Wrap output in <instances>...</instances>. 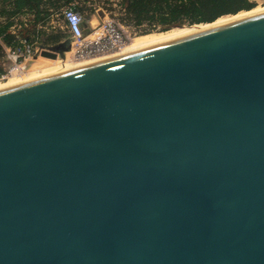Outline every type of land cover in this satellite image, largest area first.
<instances>
[{
  "label": "water",
  "instance_id": "1",
  "mask_svg": "<svg viewBox=\"0 0 264 264\" xmlns=\"http://www.w3.org/2000/svg\"><path fill=\"white\" fill-rule=\"evenodd\" d=\"M0 264H264V12L0 89Z\"/></svg>",
  "mask_w": 264,
  "mask_h": 264
},
{
  "label": "trees",
  "instance_id": "2",
  "mask_svg": "<svg viewBox=\"0 0 264 264\" xmlns=\"http://www.w3.org/2000/svg\"><path fill=\"white\" fill-rule=\"evenodd\" d=\"M119 7L120 23L139 30L143 34L155 30L167 31L175 25L195 26L210 25L226 16H235L250 12L255 8L250 0H107ZM113 1H118L113 3ZM89 0H0V57L5 48H15L20 42L30 43L29 34H13L14 20L19 16L33 17V36L31 44L38 38L40 32L37 25L49 19L50 10L73 6L79 13L93 15L97 9L87 7ZM76 5V6H75ZM104 8V7H103ZM72 9V8H71ZM111 9V8H110ZM104 10L112 12V10ZM42 33V32H41ZM43 36V34H42ZM19 40H18V39ZM43 46L60 44L59 36H48ZM3 70L0 66V77Z\"/></svg>",
  "mask_w": 264,
  "mask_h": 264
},
{
  "label": "rangeland",
  "instance_id": "3",
  "mask_svg": "<svg viewBox=\"0 0 264 264\" xmlns=\"http://www.w3.org/2000/svg\"><path fill=\"white\" fill-rule=\"evenodd\" d=\"M83 0H81L82 2ZM253 4H255V8L250 12H243L235 16H226L218 21L222 23H226L232 21L234 17L242 15L244 17L249 13H258L264 11V0H250ZM118 1H113V3H117ZM89 5L87 7H94L100 8L97 9L93 15H89L88 13H79L75 11L73 6L69 7H62L58 8V10L51 9L50 10V17L46 20L45 23H40L37 25L36 30L39 33L38 38L35 40L37 41L38 51L34 55L37 56L36 59L31 61V40L33 39V17L30 15L27 16H19L15 18V28L12 29L13 34L18 35L21 33L22 35L29 34L30 43H25L23 41L20 42V45L16 46L15 48H11L12 52L14 51L19 58L14 63L13 60H10L6 57L5 51L2 57H0V66L3 70V74L0 77V87L15 83L20 84L23 82H28L31 80H35L38 78H42L48 75H52L54 73L62 72L64 70H68L71 68L78 67L85 62L90 60L98 59L104 56H111L117 55L125 52L126 50H133L134 47L138 44L137 41L142 39L150 38V39H159L157 43L176 37L180 32L183 30H188V28H192L195 26H203L208 27V25H195V26H184L183 28H171L167 31H160L155 30L149 34H143L144 28L136 30L130 26H125L120 23L119 19L121 18V13L119 12V7L112 5L107 0H89ZM76 6V5H75ZM112 10V12L104 10V8ZM72 8L75 13H78L82 18L81 23V30L83 35L87 38L90 37L88 40H93L96 37L100 36L101 34L106 35L108 37L111 35V32H117L122 34L123 36V44L117 48L110 50L106 55H97L95 57H87V56H80L76 55L75 53V46H72V39L70 34L68 33L63 18L62 13L64 10ZM0 22H3V19H0ZM217 22V21H216ZM214 24V23H213ZM42 32V33H41ZM43 34V36H42ZM48 36H59L60 43H68L69 52L65 55V59H57L55 64L48 62L47 60H43L39 56L40 48L39 46H43L41 43L46 40ZM18 39V38H17ZM19 40V39H18ZM156 44V43H154ZM152 45V44H151ZM134 46V47H133ZM148 46V45H147ZM29 47L30 49V58L26 55V48ZM140 48V47H138ZM10 49V48H7ZM137 49V48H136ZM116 53V54H114ZM98 61V60H94ZM91 61V62H94ZM86 64V63H85ZM14 72L9 74L10 70H14ZM17 73L14 75L13 73ZM17 76V77H16ZM13 79V80H12ZM17 82V83H16ZM13 84V85H15Z\"/></svg>",
  "mask_w": 264,
  "mask_h": 264
},
{
  "label": "built area",
  "instance_id": "4",
  "mask_svg": "<svg viewBox=\"0 0 264 264\" xmlns=\"http://www.w3.org/2000/svg\"><path fill=\"white\" fill-rule=\"evenodd\" d=\"M75 17V22L71 19V17ZM62 18L65 24V27L72 39V46H75L76 55L87 56V57H95L99 55H106L110 50L119 47L123 44V36L120 33L111 32V35L106 37V35L101 34L93 40H88L90 37H85L81 30L82 18L78 13H75L71 8H68L63 11ZM4 51L6 57L10 60H13L15 63L19 58L15 54V52L11 49H7L4 47ZM38 51L37 41H34L31 44V61L34 59V55ZM41 51H39L40 53ZM26 55L30 58V49L26 48ZM14 70H10L9 74L14 72Z\"/></svg>",
  "mask_w": 264,
  "mask_h": 264
},
{
  "label": "bare ground",
  "instance_id": "5",
  "mask_svg": "<svg viewBox=\"0 0 264 264\" xmlns=\"http://www.w3.org/2000/svg\"><path fill=\"white\" fill-rule=\"evenodd\" d=\"M264 11H261V12H258V13H249L248 15L244 16V17H241L242 15H239V16H236L234 17V19L232 21H235V20H239V19H242V18H245V17H250V16H254V15H257V14H260V13H263ZM232 21H229V22H232ZM229 22H226V23H229ZM226 23H222L221 21H217L215 22L214 24H210L208 25V27H203V26H195V27H192V28H188V30H183L182 32H180L179 34L181 35H178L176 37H173V38H170V39H167V40H164V41H161L159 43H163V42H166V41H169V40H172V39H176V38H179V37H183V36H186V35H190V34H193V33H196V32H200V31H203V30H206V29H209V28H213V27H216V26H220V25H223V24H226ZM158 38L157 39H150V38H146V39H142L140 41H137V45L134 47L135 49L133 50H126L125 52L121 53V54H117V55H111V56H104V57H101V58H98V59H94V60H103V59H106V58H110V57H114V56H119V55H122V54H125V53H129V52H132V51H136V50H140V49H143V48H146V47H149V46H153V45H156V44H159L157 43L158 42ZM156 43V44H154ZM152 44V45H151ZM148 45V46H147ZM140 47V48H138ZM137 48V49H136ZM116 54V53H114ZM43 60H47L48 62H51L52 64H55V62L57 60H48V59H45V58H42ZM94 60H90L88 62H85L86 64H89V63H92L91 61H94ZM96 62V61H94ZM82 64V65H86V64ZM80 65V66H82ZM79 67V66H78ZM18 73V72H17ZM16 72L13 73L14 75L17 74ZM55 74V73H54ZM49 76V75H48ZM17 77V76H16ZM13 80V79H12ZM32 81V80H31ZM17 83V82H16ZM24 83V82H23ZM13 84L15 83H11V84H7V85H4V86H1L0 89H4V88H7V87H10V86H14ZM21 84V83H20ZM17 85V84H15Z\"/></svg>",
  "mask_w": 264,
  "mask_h": 264
},
{
  "label": "clouds",
  "instance_id": "6",
  "mask_svg": "<svg viewBox=\"0 0 264 264\" xmlns=\"http://www.w3.org/2000/svg\"><path fill=\"white\" fill-rule=\"evenodd\" d=\"M71 19L73 20V22H75V19H76V18L73 16V17H71Z\"/></svg>",
  "mask_w": 264,
  "mask_h": 264
}]
</instances>
